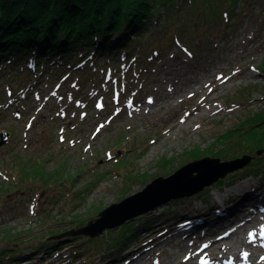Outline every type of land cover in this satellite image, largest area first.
I'll use <instances>...</instances> for the list:
<instances>
[{"label":"rangeland","instance_id":"rangeland-1","mask_svg":"<svg viewBox=\"0 0 264 264\" xmlns=\"http://www.w3.org/2000/svg\"><path fill=\"white\" fill-rule=\"evenodd\" d=\"M236 1L238 15L230 17L229 12L223 14L230 0H199L182 11L164 13L156 28L141 38L131 60L125 54L113 62L79 56L75 63L52 69L54 73L0 70V134L9 133L0 145V246L16 248L0 264H158L168 259L160 247L169 253L176 248L160 244L161 231L152 224L184 208L200 215L206 195L194 193L188 204L180 202L185 197L160 206L156 203L166 195L149 192L148 202L123 208L133 212L152 205L145 213L95 235L73 231L96 223L101 211L145 190L156 178L170 176L157 170L165 156L195 147L206 136L207 143L215 142L223 151L244 146V134L238 138L232 130L222 133L240 120L249 123L264 117V0ZM215 75L221 78L216 83L222 81L217 107H226L222 121L207 123L203 133L190 135L198 126L203 129L204 122H195L149 154L177 109L191 108L190 103L199 100L211 102ZM165 93L180 96L183 105L170 106L157 97ZM161 103L164 107L150 116L131 111L144 104L153 110ZM221 136L226 139L220 142ZM236 140L239 143L227 147ZM223 151L202 156L232 163L249 156L233 158V153ZM263 155L261 151L258 156ZM251 161L229 173L244 174L238 181H250L254 193L261 185L264 189V165L256 173L246 169ZM145 171L154 173L147 177ZM190 177L176 183L200 182ZM143 179L139 190L123 193ZM224 182L210 186L223 189L236 181ZM116 239L119 242L110 248ZM141 247L147 252L137 259L134 254ZM203 259L202 254L200 262Z\"/></svg>","mask_w":264,"mask_h":264},{"label":"trees","instance_id":"trees-1","mask_svg":"<svg viewBox=\"0 0 264 264\" xmlns=\"http://www.w3.org/2000/svg\"><path fill=\"white\" fill-rule=\"evenodd\" d=\"M198 1L0 0V70L9 68L15 74L39 70L47 73L77 62L79 56L90 61L113 62L125 54L131 60L137 45L142 43L141 38L156 28V21L164 13L182 11L185 5ZM229 3L231 7L222 13L229 12V17L238 15L237 1ZM212 12L210 16L215 17L217 11ZM246 124L244 130L249 131L244 133V146L223 153L230 151L233 158L248 154L254 159L246 169L258 173L264 165V155L258 156L264 151V117ZM237 176L240 175L232 177L229 173L226 180ZM118 242L116 239L110 248L114 249ZM13 247L12 244L0 246V259L12 257V251L16 250Z\"/></svg>","mask_w":264,"mask_h":264},{"label":"bare ground","instance_id":"bare-ground-1","mask_svg":"<svg viewBox=\"0 0 264 264\" xmlns=\"http://www.w3.org/2000/svg\"><path fill=\"white\" fill-rule=\"evenodd\" d=\"M214 77L215 79L213 82H215V86L209 90V93L213 95L211 102L205 104L202 100H199L197 104L194 102L190 103L193 104L191 108L185 106L184 108L177 109L176 116L167 119L168 125L163 134L159 138H156L151 148L147 150L150 151L149 154L158 150L165 140L172 139L178 135L182 128L190 127L195 122H198L199 125L204 122L203 129H198V126L190 131V135L203 133L204 129H207L204 127L207 123L222 121V115L226 107H217L220 102L215 101V99L221 96V93L217 92L218 86L222 84V81L216 83L221 78L218 75ZM227 80L228 79H226L225 82ZM256 83L259 82L256 81ZM173 93L177 94V92ZM173 93H165L164 95H157V97L162 100H167V104L170 106L183 105L185 100L178 102L180 96L176 97ZM196 95H198V92L194 93V96ZM146 104L140 105L139 108L134 106L131 107V105V111L138 114V110H143L147 112L146 115L148 114L150 116V114L156 113L157 107L158 109L164 107L161 103L156 106V109L154 108L151 110V107H149V109L145 108ZM218 113L220 116H215ZM246 125L244 120H240L235 124L227 126L222 134L229 135L232 130V136H239L238 138H240V136L246 132L244 130L247 129ZM206 137L202 142L197 143L195 147L186 148L179 152L178 155L172 154L170 156H165L163 161L159 163V169L157 170L164 171L167 175H170L185 164L203 157L202 155L206 152L214 150L216 153L225 150L224 148L216 147L214 145L215 142L207 143ZM224 139H226V137L221 136L220 142ZM227 141L228 140H225L223 143ZM238 141L240 140L233 141L232 144H227V147L236 145ZM242 169L244 168H241L243 172L244 170ZM148 173H154V171H145L144 175L148 177ZM237 173L238 172H235L233 174ZM243 176L244 175L238 176L224 182L233 183L236 181L223 189L220 187H211L209 185L204 190L197 192L200 196L206 195L205 199L207 200L204 202L206 206L205 209H202L204 212H201L200 215L199 212H197L198 210L190 212L188 211L189 208H184L185 210L177 211L178 214H174L175 216L172 218L164 219L165 221L163 220V223L159 224L158 222H154L152 224V227H155V231H161L162 236L160 237L161 241L159 243L162 244V242H165V244H171L173 248H176L173 252L169 253L165 246H161V252L167 255L168 259L158 264H196V262H199V264H264V189H261V185L260 190L253 193L250 181H238L243 179ZM227 178L226 175L217 180V182L220 183L221 180H226ZM145 182L146 179L133 182L123 193L126 195L133 193L139 190ZM163 188H165V185L162 187H155L151 192L157 194ZM193 195L194 194L177 198L173 197L159 204L162 206L170 200L172 201V199L177 200L185 197L186 198L180 202L188 204L193 201L195 197H191ZM166 206L164 207L166 208ZM144 233H146V231ZM156 242L158 244V240H156ZM143 249L144 248L141 247V249L134 254L135 258L138 259L147 252ZM202 254L204 255V259L200 262V256ZM134 256L131 255L129 259ZM146 258L149 259L150 255L148 254Z\"/></svg>","mask_w":264,"mask_h":264},{"label":"water","instance_id":"water-1","mask_svg":"<svg viewBox=\"0 0 264 264\" xmlns=\"http://www.w3.org/2000/svg\"><path fill=\"white\" fill-rule=\"evenodd\" d=\"M8 135V132H3L0 134V145H4L7 142ZM251 159L252 157L245 156L242 160H238L236 163H232V161L222 162L220 161V158H214L211 156H204L202 158L195 159L180 167L168 177L160 176L156 178L149 185H147L145 190L133 196L125 198L120 203L112 204L111 206L100 212V217L96 220V223H93V221H91L87 226L77 231H73V233H85L89 235H95L102 232L106 228H113L119 226L129 218L135 216L136 214H140L148 211V209H151L150 207L152 205L147 206L145 208L143 207L140 210H136L133 212H125L124 210L126 209L123 208L129 206L132 207L133 205H140L145 202H148L149 200H151V197L150 199H147V195L153 190V188L159 186L162 187L165 185V188L160 190L157 196L162 197L163 195H166V198L162 197L164 199L157 202L156 205L163 202L164 200L171 199L173 197L177 198L192 195L194 193L199 192L200 190H203L205 187L211 185L220 178L225 177L229 172L234 171L237 168L243 166L244 164L249 163ZM194 172H197V175H194ZM188 175L191 176L190 178L196 177L198 178V180L200 179V182L187 181L184 183H176L177 181L183 179ZM93 226H99L98 230H93Z\"/></svg>","mask_w":264,"mask_h":264}]
</instances>
